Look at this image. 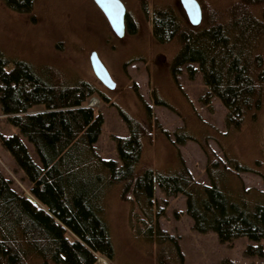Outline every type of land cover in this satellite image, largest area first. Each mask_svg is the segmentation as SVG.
I'll return each instance as SVG.
<instances>
[{
	"label": "trees",
	"instance_id": "1",
	"mask_svg": "<svg viewBox=\"0 0 264 264\" xmlns=\"http://www.w3.org/2000/svg\"><path fill=\"white\" fill-rule=\"evenodd\" d=\"M147 14L146 0H137ZM5 8L33 19V0H0ZM201 20L192 26L170 3L153 5V40L177 45L170 63L172 80L184 104L160 97L155 87L154 105L179 115L183 124L173 130L174 140L156 118L136 86L133 91L142 115L120 114L129 131L116 137L120 160L103 158L94 149L103 118L86 105L97 94L91 83L70 79L50 65L16 61L9 70L0 57L1 121L16 126L36 151L42 166L31 159L21 138L0 133V145L30 183L29 196L11 187L0 171V264H95L98 256L112 260L114 249L103 200L120 187V198L133 201L146 218L145 236L156 245V264H183L177 238L158 225L162 210L151 214L155 184L166 197H185L192 229L212 231L220 243L247 237V253L262 254L264 239V191L245 187L239 173L256 172L235 156L219 157L209 140L224 138L255 121L264 104V0H197ZM125 33L136 24L126 11ZM192 64L197 65L195 69ZM182 67L192 78L198 70L205 93L200 100L210 105L217 98L225 108V132L221 133L196 113L177 82ZM34 105L41 111L31 112ZM164 136L175 148L177 166L171 174L154 172L141 164L143 140ZM194 141L205 156L209 183L196 180L178 149ZM222 147V145H221ZM74 236L69 240L66 234Z\"/></svg>",
	"mask_w": 264,
	"mask_h": 264
},
{
	"label": "rangeland",
	"instance_id": "2",
	"mask_svg": "<svg viewBox=\"0 0 264 264\" xmlns=\"http://www.w3.org/2000/svg\"><path fill=\"white\" fill-rule=\"evenodd\" d=\"M120 1L136 24L133 34L124 33L121 38L112 32L92 0H33V19L5 8L0 2V57L5 60V69H11L16 61L50 65L64 71L70 79L94 85L97 94L90 97L86 105L100 112L103 122L93 146L100 156L115 160L118 165L120 160L115 138L129 135L120 110L135 117L142 115L133 85L152 106L156 118L169 131L172 140L173 130L183 124L179 115L166 107L154 105L150 97L151 89L155 87L160 97L175 107V100L184 104L169 70L178 47L174 43L161 46L153 40L152 6L170 3L180 16L186 18L179 0H146L147 14L141 11L137 0ZM91 51H96L108 70L115 83L114 88L108 89L93 74L89 63ZM262 54L264 56V48ZM192 66L197 69L196 64ZM177 82L200 118L221 133L225 132L226 111L220 101L212 98L210 105L206 106L200 100L205 93L200 72L197 70L189 78L186 68L182 67ZM93 100H96L94 106L91 105ZM43 109V105H34L31 112ZM1 118L0 115V133L4 136L18 135L33 162L42 166L27 138L16 126L1 121ZM218 139L222 147L215 140L208 141L214 152L224 158L223 148L227 155L235 156L241 164L259 171L240 172L239 175L245 187L264 191V104L255 121H249L239 131ZM177 147L193 177L208 184L205 156L199 146L187 140ZM144 165L156 173L171 174L177 166L175 148L164 136L144 139L138 168ZM0 171L11 181L15 191L29 195L30 183L1 145ZM154 188L156 202L150 212L154 216L162 210L158 225L177 238L183 264H264V239L259 242L262 247L260 255L246 252L249 245L258 246L247 237L220 243L212 231L196 232L185 210V197L181 194L166 197L156 184ZM103 206L114 257L108 260L98 256L95 264H101L102 260L107 264H156V245L146 239L144 221L147 220L138 205L121 199L120 187L115 186L105 196ZM66 236L69 240L75 238L69 233Z\"/></svg>",
	"mask_w": 264,
	"mask_h": 264
},
{
	"label": "water",
	"instance_id": "3",
	"mask_svg": "<svg viewBox=\"0 0 264 264\" xmlns=\"http://www.w3.org/2000/svg\"><path fill=\"white\" fill-rule=\"evenodd\" d=\"M92 1L105 17L112 32L119 38L123 37L125 33L124 17L126 13L124 4L120 0ZM179 3L185 12L188 22L192 26L198 25L201 20V9L197 0H179ZM89 63L95 77L108 89L114 88L115 83L96 51L89 53ZM29 197L36 202L31 196Z\"/></svg>",
	"mask_w": 264,
	"mask_h": 264
},
{
	"label": "bare ground",
	"instance_id": "4",
	"mask_svg": "<svg viewBox=\"0 0 264 264\" xmlns=\"http://www.w3.org/2000/svg\"><path fill=\"white\" fill-rule=\"evenodd\" d=\"M91 105L92 106H94V105H96V100H93L92 102H91ZM102 263L101 264H107L105 261H101Z\"/></svg>",
	"mask_w": 264,
	"mask_h": 264
}]
</instances>
